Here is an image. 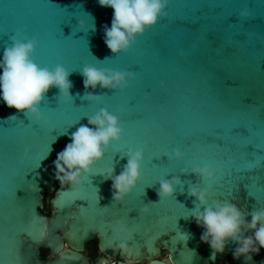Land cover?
<instances>
[{"label":"water","instance_id":"obj_1","mask_svg":"<svg viewBox=\"0 0 264 264\" xmlns=\"http://www.w3.org/2000/svg\"><path fill=\"white\" fill-rule=\"evenodd\" d=\"M245 9L250 16L241 19ZM166 11L126 53L113 55L104 42L113 9L98 0H0V60L19 29L38 41L32 59L41 67L62 65L73 84L72 102H63L58 88L49 90L39 121L0 98V264H90L82 251L92 240L114 260L109 264L129 259L114 251L120 242L133 251V263L264 264V248L250 261L234 259L235 241L213 259L201 241L204 229L191 217L198 202L188 195L198 179L192 168L208 165L215 173L210 204L228 200L246 214L264 207V0H169ZM88 64L135 76L124 90L88 89L103 95L88 101L81 99L80 74ZM101 108L120 120L121 139L83 184L61 188L57 153L81 125L93 127L88 117ZM129 147L143 149L141 179L116 202L103 175L111 167L120 174ZM177 149L181 158L168 160L165 153ZM173 176L182 185L159 200V182ZM45 195L49 214L42 212Z\"/></svg>","mask_w":264,"mask_h":264},{"label":"clouds","instance_id":"obj_2","mask_svg":"<svg viewBox=\"0 0 264 264\" xmlns=\"http://www.w3.org/2000/svg\"><path fill=\"white\" fill-rule=\"evenodd\" d=\"M101 7L113 9L111 27H104V42L113 55L126 53L135 43L138 36H142L148 29L156 25L158 19L167 15L166 8L169 0H98ZM88 16L94 20L89 13ZM241 19L250 16L247 9L239 14ZM84 21H79V28L83 29ZM92 31H95L93 23ZM12 43L3 52L0 60V98L9 108L23 112L30 120L42 119L40 105L45 95L53 87L58 88L59 98L63 102L73 101L70 89L73 87L69 80L70 73L62 65L55 67H41L32 56L38 45L35 37L29 39L17 30L10 37ZM83 77L85 95L81 99L88 101H99L103 95H94L88 89H96L97 86L107 90H124L128 86V80L134 78L132 71H120L111 68H98L88 64L80 69ZM79 95V94H77ZM123 112V109H119ZM17 117H10L15 120ZM88 125H81L71 135V143L57 153L53 162L55 178L60 187L66 185L72 187L84 183L83 177L90 174L92 167L102 160L113 143H118L123 134V127L118 118L104 108L96 114L88 117ZM113 151L119 152L114 148ZM127 158L123 170L119 175L115 174L113 167L107 170L105 180L112 181L113 201L121 202L136 187L141 179V163L144 158L143 149L129 147L124 154ZM168 160L179 159L182 156L180 150L165 153ZM198 179L195 184L189 183L188 195L195 198V208L191 210V217L195 223L204 229L201 241L208 244L213 251L212 258L216 254L225 251L229 241H235L238 247L233 252L234 259L244 257L245 262L252 259V253H259L264 248V207L254 208L246 214L234 203L228 200H209L212 197V181L215 179L214 171L208 166L196 165L191 170ZM182 175H187V169H181ZM201 181L207 182L202 188ZM179 177L164 179L159 182L157 195L159 200L173 197L176 186H181ZM36 190L37 187H36ZM98 204L101 197L95 195ZM203 207V211H201ZM148 205L141 211L147 212ZM250 215L249 221L246 216ZM251 232V235H245ZM187 235V234H185ZM188 236V235H187ZM122 256L128 257L126 264H133L130 259L133 255L127 243H119L114 248ZM103 264V262H102Z\"/></svg>","mask_w":264,"mask_h":264},{"label":"flooded vegetation","instance_id":"obj_3","mask_svg":"<svg viewBox=\"0 0 264 264\" xmlns=\"http://www.w3.org/2000/svg\"><path fill=\"white\" fill-rule=\"evenodd\" d=\"M50 197H51L50 195H45V203H44V205H48L47 204V200ZM45 212H48V214H49V211H45ZM82 253L86 257L89 258L90 264H97L98 261L103 262V264H109V263H113L114 262L113 259H111L110 257H108V256H106L105 254L102 253V251L100 250L99 243H98L97 240H92L91 242H89L86 245L85 249L82 251ZM165 257H166V253H163L162 257L160 259H163ZM133 264H149V261L148 260H144V261L136 262V263H133ZM217 264H219V262Z\"/></svg>","mask_w":264,"mask_h":264},{"label":"snow or ice","instance_id":"obj_4","mask_svg":"<svg viewBox=\"0 0 264 264\" xmlns=\"http://www.w3.org/2000/svg\"><path fill=\"white\" fill-rule=\"evenodd\" d=\"M220 159H221V157H220ZM222 160V159H221ZM218 163H219V161H218ZM219 170V169H218ZM222 179V176L220 177V180ZM219 180V181H220ZM236 189H235V187H231V189H230V191L228 192V195H231L232 194V192H234ZM114 235V232L113 233H111L110 234V237H112ZM120 243H125V242H120ZM112 246H115L114 244H111ZM133 252V251H132ZM139 254V253H138Z\"/></svg>","mask_w":264,"mask_h":264},{"label":"trees","instance_id":"obj_5","mask_svg":"<svg viewBox=\"0 0 264 264\" xmlns=\"http://www.w3.org/2000/svg\"><path fill=\"white\" fill-rule=\"evenodd\" d=\"M44 211H49L48 205H45L44 206V208L42 209V212H44ZM41 254H42V257H45L47 255V251L42 250V253Z\"/></svg>","mask_w":264,"mask_h":264}]
</instances>
